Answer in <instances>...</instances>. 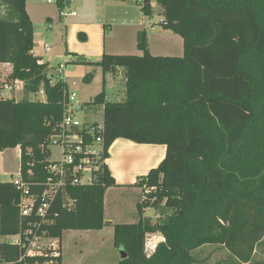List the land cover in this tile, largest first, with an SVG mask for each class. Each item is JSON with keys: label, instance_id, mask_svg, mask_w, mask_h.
Instances as JSON below:
<instances>
[{"label": "trees", "instance_id": "1", "mask_svg": "<svg viewBox=\"0 0 264 264\" xmlns=\"http://www.w3.org/2000/svg\"><path fill=\"white\" fill-rule=\"evenodd\" d=\"M156 3L164 29L183 39L184 55L152 56L142 30V55L105 54L97 63L104 74L121 73L126 86L124 100L102 92L92 103L104 106L107 151L118 139L166 147L159 167L135 184L151 190L138 205L139 222L113 225L114 247L126 254L117 264H199L194 252L208 245L223 247L229 264H264L254 262L264 242V0ZM145 15L153 16L148 7ZM33 48L26 0H0V64L12 66L11 80L23 82L25 94L46 96L0 101V152L20 148L24 176L32 170L43 181V147L62 121L67 83L50 84L48 64ZM114 186L106 168L101 184L70 188L74 206L57 201L46 236L103 230L105 194ZM19 197L12 181L0 182V264H65L62 255L29 257L2 242L26 227ZM147 209L169 214L144 219ZM157 234L164 241L148 255L146 238Z\"/></svg>", "mask_w": 264, "mask_h": 264}, {"label": "crops", "instance_id": "2", "mask_svg": "<svg viewBox=\"0 0 264 264\" xmlns=\"http://www.w3.org/2000/svg\"><path fill=\"white\" fill-rule=\"evenodd\" d=\"M69 1L70 3L63 5L62 3L49 4L48 0H26V10L34 27L33 55L40 58L43 63H47L48 66L50 64L49 60H44L46 52L43 49L50 31L58 37L56 43L58 42L59 50H57L64 56H68V50L98 61L105 54L142 55L137 46V34L142 30L148 33L145 23L151 17H147L138 7H133L132 0ZM63 7L75 11L77 16L68 17L66 20L61 19L60 9ZM78 36L84 40V44L79 43ZM154 41L156 47L149 48L152 56L182 57L184 55V41L179 35L160 33L155 36ZM51 52L53 48L47 53ZM59 54L56 55L59 56ZM5 65L7 64H1L3 68H6L0 73L1 80H4L6 74L10 73V69ZM104 93L109 101L105 90ZM165 156L166 147L163 145H143L124 139H118L113 143L108 149L106 164L116 186L109 188L105 194V221L108 225L103 230L108 226L113 229V225L120 224L116 217L120 206L112 209L108 207L109 196L114 194L112 192L116 193L117 201H122V196L127 193V190H131L132 193L136 190L141 191L135 184L141 177L147 176L152 169L158 168ZM151 240L154 243L156 240L164 241L159 234L151 236Z\"/></svg>", "mask_w": 264, "mask_h": 264}, {"label": "built area", "instance_id": "3", "mask_svg": "<svg viewBox=\"0 0 264 264\" xmlns=\"http://www.w3.org/2000/svg\"><path fill=\"white\" fill-rule=\"evenodd\" d=\"M134 1L138 9L144 14L147 7L152 11V14L159 7L156 0ZM48 3L66 5L70 1L48 0ZM76 16L77 13L75 11H71L66 7L60 9V18L63 20ZM159 17V23L165 25L164 18ZM150 28L153 29L154 26ZM43 49L47 53L51 50V47L45 45ZM71 61L65 57L63 63L56 68L55 76L48 77L51 85L60 82L66 83L67 68ZM5 66L10 69V73L6 74L4 80L0 79V101L10 100L11 98L6 96L4 92L7 91L10 96H14L17 91V85L23 84L21 81L11 80L13 68L10 64ZM2 69L5 70L6 68H3L0 64V73H2ZM21 90L24 93V84ZM34 96L43 97L44 100L41 102L46 100L43 91ZM76 98V95L69 94L68 90L65 92L62 121L43 147V153L48 162L46 178L40 181V175L35 176L32 170L28 171L27 176H24L22 171L19 170V173L12 179L13 186L20 196V216L23 221H27V224L21 234L5 237L10 240H5L4 242L18 245L21 249H25V253L29 257L43 255L45 251H50L54 257L62 255L59 239L48 238L46 231L43 229V227L51 225L54 218L57 217L54 212V205L59 200L62 201L66 209L71 210L75 202L69 194V189L90 188L101 184L103 174L107 168L108 151L106 149L104 118L100 122L82 123L75 115L77 107L73 103ZM36 101L40 100L36 98ZM100 106L103 107L104 111V106ZM52 147L60 149L61 160L51 161L49 159ZM27 155H29V152ZM150 191L149 188H144V200L147 199ZM151 241L155 248L156 244L153 240Z\"/></svg>", "mask_w": 264, "mask_h": 264}, {"label": "rangeland", "instance_id": "4", "mask_svg": "<svg viewBox=\"0 0 264 264\" xmlns=\"http://www.w3.org/2000/svg\"><path fill=\"white\" fill-rule=\"evenodd\" d=\"M132 1L133 7H137L135 1ZM159 13L160 9L158 7L154 10L151 19H147L145 23V27L149 34V48L156 47V42L154 41L156 35L160 33L174 35L173 32L167 31L159 23ZM151 26H154V30L150 28ZM47 37L45 44L53 48V52L45 53L44 55V60L50 61L46 71L48 77L55 76L56 68L63 63L65 57L72 60L67 68V90L69 94H75L77 97L76 101L73 103L74 106L84 107V111H76V118L82 123L102 121L104 118L103 107L92 105V102L98 95L104 92V90L106 91L109 101L119 102L124 100L126 86L122 74L120 73L117 76L113 74H104L101 67L97 64L100 61L83 56V54L75 51L68 50V56L59 54L58 42L56 43L58 37L54 35L53 31H50ZM78 41L81 44L85 43L81 37H79ZM57 53L59 56L56 55ZM22 86L23 84L17 85V91L14 96H10L7 91H5L4 94L11 99L14 98L16 102L23 100L36 101V98L40 101L44 100L43 97H36L23 93L21 90ZM61 158L60 149L58 147H52L50 149L49 159L51 161H59ZM19 170L20 153L17 148L6 150L3 153L0 152V182L12 181L19 173ZM130 191L131 190H127V193L123 194L122 201H117L115 192H112L114 194L110 195L108 199L109 209L120 206V210L116 213L117 222L120 224H136L140 220L137 206L144 201V192L143 190H136L133 193ZM127 209H129V211H127ZM167 214H169V212H167ZM167 214L164 215L161 211L147 209L144 211L143 218L155 220ZM151 236L152 235L146 238V250L148 255L152 254L153 250L156 248V245L154 248L151 241ZM5 240L9 241L10 239L3 238L2 242ZM59 241L61 242V240ZM61 247L65 264H115L122 258L120 252L114 247L113 229L109 228V226L103 231H67L63 235ZM194 254L200 261L199 264H229L230 256L221 246L208 245L195 251ZM254 262L264 263V242L258 247Z\"/></svg>", "mask_w": 264, "mask_h": 264}, {"label": "water", "instance_id": "5", "mask_svg": "<svg viewBox=\"0 0 264 264\" xmlns=\"http://www.w3.org/2000/svg\"><path fill=\"white\" fill-rule=\"evenodd\" d=\"M76 110L77 111H84V107H82V106H78L77 108H76ZM161 242V240H156V246L159 244ZM121 254V257H122V259H125L126 258V254L125 253H120Z\"/></svg>", "mask_w": 264, "mask_h": 264}]
</instances>
